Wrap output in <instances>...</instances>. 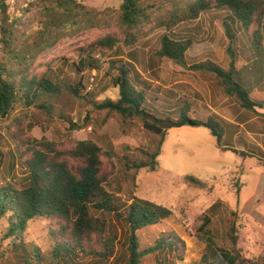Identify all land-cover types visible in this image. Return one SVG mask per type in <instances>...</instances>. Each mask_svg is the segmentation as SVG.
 Listing matches in <instances>:
<instances>
[{
    "label": "rangeland",
    "instance_id": "obj_1",
    "mask_svg": "<svg viewBox=\"0 0 264 264\" xmlns=\"http://www.w3.org/2000/svg\"><path fill=\"white\" fill-rule=\"evenodd\" d=\"M7 2L11 17L23 22L20 30L27 36L21 39L35 42L41 29L38 17L41 8L35 5L38 0ZM78 2L98 11H109L110 25L64 38L33 62L30 76L48 77L62 91L58 95H40L38 99L32 96V100L19 101L8 115L0 117V185L25 175L24 164L31 158L30 148L36 142H51L56 151L65 154L78 141L92 140L102 149L101 177L107 191L114 195L118 214L92 209L93 217L104 222L105 230L86 239L83 246L103 252L112 247L113 253L101 258L85 255L77 248L79 256L73 264L127 263L129 230L124 216L134 197L156 202L173 212L163 224L139 233L144 244H155L164 232H173L181 246L155 254L147 264H264V155L258 148L249 155L247 148L253 142L247 144L246 129L231 123L243 116L237 83L240 91L253 99L255 88L264 79V38L257 49L252 39L256 26L248 33L239 30L232 42L224 26L227 13L216 8L215 0H211L212 9L171 30L177 38L192 35L196 38L184 59L174 61L158 55L162 38L169 30L159 27L156 19L165 17L172 9L170 0L146 2L151 5L152 21L142 27L133 45L124 43L119 24L122 0ZM106 35L119 40L116 47L91 48L93 42ZM255 57L258 58L253 63V73L249 74L252 82L241 67ZM130 62L147 85L138 81L133 68L130 78L147 91V107L153 108L157 117L177 120L186 106L194 107L188 113L191 118L217 116L225 129L222 144L204 127L169 128L156 159L157 170L139 169L140 164L150 161L149 154L156 152L161 137L147 131L137 117L99 110L94 105L119 98V89L112 80L118 68ZM213 63L227 72L232 66L241 71H233L225 85L209 67L196 68ZM80 83L82 97L65 90ZM228 87L236 91L231 89L228 93ZM253 101L258 106L259 101L264 102V96ZM239 131L241 134L235 137ZM60 160L66 161L73 171L84 164L68 154ZM187 176H194L205 185L196 186ZM9 216L0 219L1 264H49L55 245L69 239L68 233L62 231L65 222L57 217L34 219L22 231L21 238L9 237ZM205 216L211 219L206 228ZM42 251H46V259Z\"/></svg>",
    "mask_w": 264,
    "mask_h": 264
},
{
    "label": "trees",
    "instance_id": "obj_2",
    "mask_svg": "<svg viewBox=\"0 0 264 264\" xmlns=\"http://www.w3.org/2000/svg\"><path fill=\"white\" fill-rule=\"evenodd\" d=\"M147 1L152 0H122L118 19L126 45L135 44L142 27L152 21L153 12L150 10L151 5L146 4ZM170 3L172 9L166 16L156 19L159 27L169 30V33L162 38V47L158 55L181 61L196 38L193 35L177 38L172 35L171 30L182 23L197 20L202 13L212 9L213 2L170 0ZM35 5L41 8L38 13L41 29L37 32L36 41L31 43L21 39L27 36L21 33L20 27L23 25L21 18H12L7 0H0V117L8 115L19 101L32 100V96L38 99L40 95L60 94L62 87L52 79L30 76L33 62L64 38L76 36L90 29L109 27L112 18L109 11L102 12L88 8L78 0H38ZM215 7L227 13L224 26L232 42L237 38L239 30L248 33L252 26H256L252 39L253 45L259 49L264 38V0H215ZM118 42L116 37L106 35L93 42L91 48L112 50ZM132 64L130 62L129 65L120 66L118 74L112 80L114 86L119 89V98L116 101L107 99L94 105L99 110L117 112L130 118L137 117L142 120L147 131L161 137L156 152L149 154L150 161L140 164L139 169L148 167L150 171L157 170L156 159L161 154V146L169 128L204 127L217 138L219 145L222 144L225 129L220 119L211 113H208L211 115L206 119L191 118L188 113L189 111L192 113L194 107L189 109L191 106H186L182 108L177 120L157 117L153 108L150 110L147 107L149 101L147 91L130 78L133 68L138 81L144 85L147 82ZM206 65L196 68L209 67L222 78L225 85L228 84L226 79L228 77L231 79L233 71H237L234 66L227 72L214 63L212 66ZM237 85L239 90L237 93L243 107L254 110L257 104L245 91H240L239 83ZM80 89H82L81 83L78 86L65 88L75 97H82ZM231 89L233 88L228 87L226 91L229 93ZM74 127L71 123V128ZM30 149L32 156L24 164L25 175L22 178L16 177L12 183L0 185V219L7 214L10 215L9 237L21 238L28 223L34 219L57 217L65 222L62 231L68 233L69 239L59 241L55 245L51 251L53 259L49 264H73L74 259L79 256L77 248L85 255L110 257L113 253L112 247H108L107 251L103 252L83 246L86 239H90L93 234H102L105 230L104 222L93 217L92 209L118 214L114 195L107 191L104 186L105 181L101 177V147L92 140H82L77 142L74 149L65 153L83 160L84 164L77 171L71 170L66 161L60 160L65 154L56 151L51 142L39 141ZM1 157L0 136V161ZM186 179L196 186L205 185L194 176H187ZM172 215V210L166 206L140 197L133 198L126 206L124 216L129 230L127 247L129 256L126 264H147L155 254H160L173 246L178 249L181 247L179 239L174 238L173 232L169 234L164 232L152 245L144 244L139 234L143 230L163 224ZM210 223V217L205 216L203 227L206 228ZM45 253L46 251H42L41 254L46 259Z\"/></svg>",
    "mask_w": 264,
    "mask_h": 264
},
{
    "label": "crops",
    "instance_id": "obj_3",
    "mask_svg": "<svg viewBox=\"0 0 264 264\" xmlns=\"http://www.w3.org/2000/svg\"><path fill=\"white\" fill-rule=\"evenodd\" d=\"M255 60H256L255 58H251L250 60L248 59V62L245 63L241 67V68H245L248 81H252L251 80L252 77L249 78V74L253 73V66H254L253 63ZM241 68L237 67V71L240 72ZM255 90H256V93L252 100H255V97H258V96H264V91H263L264 90V79H263L261 86L256 87ZM256 106L254 107V110L243 108L240 111V114L243 115L242 118L244 122L242 121V118H241V120L237 119V121L234 120L231 123L232 125H235L236 127H239L241 129L242 128L246 129L247 144L249 145L251 142H253L251 145H249V148H247V150H249V155L253 154L251 152L257 151V148L259 151H262L264 155V102L259 101L258 106L257 107ZM240 134H241L240 131L237 132L235 137ZM256 142H257V145H256Z\"/></svg>",
    "mask_w": 264,
    "mask_h": 264
}]
</instances>
